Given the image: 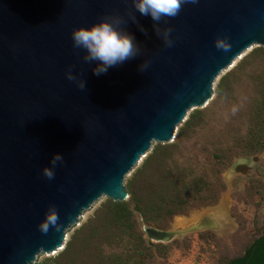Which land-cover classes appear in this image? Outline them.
Here are the masks:
<instances>
[{
  "label": "water",
  "instance_id": "obj_1",
  "mask_svg": "<svg viewBox=\"0 0 264 264\" xmlns=\"http://www.w3.org/2000/svg\"><path fill=\"white\" fill-rule=\"evenodd\" d=\"M130 8V0H0V264H33L56 251L102 196L127 201L124 179L152 143L174 142L188 112L212 99L220 74L253 45L264 47V0L183 4L160 25L171 28V47L149 17L136 13L146 34L128 20ZM114 14L141 52L97 76L70 33ZM216 37L226 39L227 51L214 47ZM69 65L85 80L83 91L65 78ZM54 152L64 163L48 180L41 169ZM50 204L61 227L42 233L37 225ZM260 213L264 225V207ZM198 227L144 230L153 246Z\"/></svg>",
  "mask_w": 264,
  "mask_h": 264
},
{
  "label": "rangeland",
  "instance_id": "obj_2",
  "mask_svg": "<svg viewBox=\"0 0 264 264\" xmlns=\"http://www.w3.org/2000/svg\"><path fill=\"white\" fill-rule=\"evenodd\" d=\"M260 48L264 47L253 45L233 67L224 70L215 81L214 94L209 103L188 112L187 119L196 111L204 112L207 126L181 148L185 158H193L197 154L202 164L204 159L211 160L215 155V148L220 146L219 142H230L224 144L232 145L235 140L231 141V137H234L245 143L247 135L256 133L257 128L251 121L262 98L260 81L264 82V72L255 65L260 58L253 60L254 66L250 70L239 72L232 78L235 79L233 90L223 98L218 99L217 86L224 76L234 72V68L244 57ZM262 129L263 150L256 154L239 155L232 160L221 174L223 189L214 203L193 209L188 214L175 216L163 228L146 224L141 214L137 213L138 222L134 225L133 233L131 228L127 230L122 235V245L116 246L103 243V236L92 233V237H89L93 219L99 210H102L103 204L111 200L102 196L89 209L84 210L79 221L66 231L64 247L62 246L61 250L41 252L33 264H96V261L102 260L103 257L110 259L113 256H120L127 264H135L137 257L141 256L139 233L155 254L150 264H226L229 260L243 255L250 244L260 236L263 227L260 223V211L264 207V123ZM175 141L174 139V142L165 144L153 142L148 154L159 145L174 144ZM145 159L146 157L142 158L124 179L123 184L129 193L127 201H130L131 192L129 181ZM210 168L211 165L205 164V167L197 170ZM195 215L199 216L198 220L208 217L213 225H203L202 219L193 225L200 226L197 229L168 242L153 240V246L150 245L144 226L161 230H184L175 228L176 218H191Z\"/></svg>",
  "mask_w": 264,
  "mask_h": 264
},
{
  "label": "trees",
  "instance_id": "obj_3",
  "mask_svg": "<svg viewBox=\"0 0 264 264\" xmlns=\"http://www.w3.org/2000/svg\"><path fill=\"white\" fill-rule=\"evenodd\" d=\"M256 57L260 60L255 65L264 72V48H260L244 57L234 68V72L220 80L217 86L218 99L233 90L235 79L232 78L239 72L250 70L254 66L253 60ZM260 83L262 98L251 121L257 131L251 136L247 135L245 143L234 137H231V141L235 140L232 145L224 144L230 142H219L220 146L215 148L217 151L215 155L211 160L204 159L202 164L197 154L193 158H185L181 148L207 126L204 112L196 111L190 114L184 124L178 128L175 143L157 146L146 156L142 166L135 171L129 181L130 201L109 200L103 204L102 210H99L93 219L89 237L93 234L103 236L105 238L103 243L119 246L122 245V235L127 230L131 228L133 233L134 225L138 222L137 213L141 214L146 224L163 228L175 216L185 215L193 209L214 203L223 189L221 174L232 160L239 155L256 154L263 150L264 82L260 81ZM205 164L211 165L212 168L197 170L205 167ZM213 166H215L214 170ZM138 239L141 256L137 257L135 264H150L155 256L153 249L147 246L142 234L139 233ZM114 257L110 259L103 257L102 260H97L96 264H127L120 256ZM226 264H264V225L260 236L250 244L245 253L229 260Z\"/></svg>",
  "mask_w": 264,
  "mask_h": 264
},
{
  "label": "clouds",
  "instance_id": "obj_4",
  "mask_svg": "<svg viewBox=\"0 0 264 264\" xmlns=\"http://www.w3.org/2000/svg\"><path fill=\"white\" fill-rule=\"evenodd\" d=\"M128 0H126V3ZM186 3H197V0H130L131 8L127 12V19L136 23L141 32L146 34L142 25L138 24L136 13L149 17L153 22V30L163 44L167 47L173 45L171 28H161V23H166V18H174L178 15L181 6ZM127 21L118 14L103 16L97 22L89 26H79L71 30L70 37L72 47L83 53L82 60L91 67L94 75L106 74L110 68L124 64L140 55L141 46L135 36L126 28ZM218 50L227 51L229 44L225 38L216 37L213 41ZM138 71L144 72L148 67L143 60L138 66ZM65 78L73 82L79 90L85 89V80L78 74H74L72 66L65 70ZM64 163V156L60 152L52 153L48 165L41 169L43 177L52 180L55 176L57 164ZM59 214L55 205L50 204L45 212L44 220L37 227L42 233H47L49 228L59 230Z\"/></svg>",
  "mask_w": 264,
  "mask_h": 264
},
{
  "label": "bare ground",
  "instance_id": "obj_5",
  "mask_svg": "<svg viewBox=\"0 0 264 264\" xmlns=\"http://www.w3.org/2000/svg\"><path fill=\"white\" fill-rule=\"evenodd\" d=\"M251 48V47H250ZM250 48L248 49V50H250ZM247 51H245L239 58H237L234 62H233V64L230 66V67H233L235 64H236V61L237 60H239V59H241L243 56H244V54L246 53ZM229 67V68H230ZM199 219V216H197V215H195V216H192L191 218H184V217H178V218H176V220H175V228L176 229H184V230H186V229H190L191 227H193V225H195V224H197V223H199V221H202V219H204V217L203 218H201L200 220H198ZM206 224V223H205ZM64 244V243H63ZM63 246V245H62ZM64 247V246H63ZM63 247H59L57 250L59 251V250H61Z\"/></svg>",
  "mask_w": 264,
  "mask_h": 264
}]
</instances>
